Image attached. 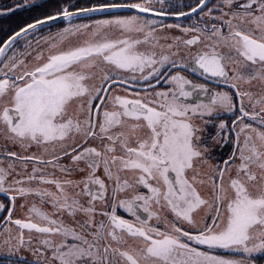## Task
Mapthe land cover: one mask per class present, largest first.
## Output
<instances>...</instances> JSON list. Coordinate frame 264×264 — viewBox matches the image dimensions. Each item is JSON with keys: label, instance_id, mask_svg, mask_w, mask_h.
I'll use <instances>...</instances> for the list:
<instances>
[{"label": "snow or ice", "instance_id": "1", "mask_svg": "<svg viewBox=\"0 0 264 264\" xmlns=\"http://www.w3.org/2000/svg\"><path fill=\"white\" fill-rule=\"evenodd\" d=\"M21 9L0 26V264H264V0L0 17Z\"/></svg>", "mask_w": 264, "mask_h": 264}, {"label": "trees", "instance_id": "2", "mask_svg": "<svg viewBox=\"0 0 264 264\" xmlns=\"http://www.w3.org/2000/svg\"><path fill=\"white\" fill-rule=\"evenodd\" d=\"M43 2V0L41 1ZM82 3H87L88 0H81ZM191 0H179V3L181 5L183 4H187V3H190ZM5 4H11V3H3L2 5H5ZM37 13L35 11H32L30 9H21V10H18L16 13L14 14H10L9 16H6V17H0V26L2 27H5L7 28L9 25L15 27L16 24H18L19 22L23 21V20H27L28 18H30L31 16H34L36 15ZM95 16H99V15H102V14H94ZM58 24L59 23H65L64 22H57ZM50 25H46L44 26V29L46 28H49ZM0 39H3V33H0ZM2 196V194L0 195Z\"/></svg>", "mask_w": 264, "mask_h": 264}, {"label": "flooded vegetation", "instance_id": "3", "mask_svg": "<svg viewBox=\"0 0 264 264\" xmlns=\"http://www.w3.org/2000/svg\"><path fill=\"white\" fill-rule=\"evenodd\" d=\"M181 1V0H180ZM177 2L179 3V0H177ZM180 4V3H179ZM164 21H178L179 23H181V24H183V23H185L186 21H185V19H183V20H164ZM167 23V22H166ZM66 24V22L63 24V25H65ZM47 29L48 28H46V29H42V32L44 33V34H46L47 33ZM54 30V29H53ZM22 43V42H21ZM1 195V194H0ZM0 198L1 199H3V195L2 196H0ZM46 209L48 210V211H51V208H50V206H46ZM120 214L121 215H124L125 216V218H130L126 213H124L122 210H120ZM17 215H20V212L19 211H17Z\"/></svg>", "mask_w": 264, "mask_h": 264}, {"label": "rangeland", "instance_id": "4", "mask_svg": "<svg viewBox=\"0 0 264 264\" xmlns=\"http://www.w3.org/2000/svg\"><path fill=\"white\" fill-rule=\"evenodd\" d=\"M42 1V0H41ZM14 2V0H0V5H2L3 3H13ZM101 16L102 15H99V16H96L97 18H101ZM157 19H161V18H157ZM162 20H165V19H162ZM74 22H80L79 20H76V21H74ZM165 22H167V23H179L178 21H165ZM67 25V22H66V24L64 25V26H66ZM73 42H75V41H73ZM43 43V42H42ZM46 47V46H45ZM58 174V173H57ZM1 199V198H0ZM19 212H20V210H18ZM21 214V213H20Z\"/></svg>", "mask_w": 264, "mask_h": 264}, {"label": "water", "instance_id": "5", "mask_svg": "<svg viewBox=\"0 0 264 264\" xmlns=\"http://www.w3.org/2000/svg\"><path fill=\"white\" fill-rule=\"evenodd\" d=\"M161 19H165V20H183L184 18H175V17H160ZM60 22V21H57ZM56 23V22H55Z\"/></svg>", "mask_w": 264, "mask_h": 264}]
</instances>
